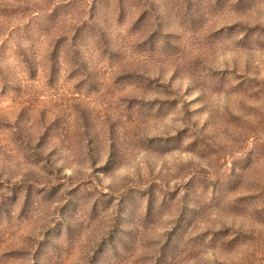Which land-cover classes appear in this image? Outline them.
<instances>
[{
	"label": "rangeland",
	"instance_id": "1",
	"mask_svg": "<svg viewBox=\"0 0 264 264\" xmlns=\"http://www.w3.org/2000/svg\"><path fill=\"white\" fill-rule=\"evenodd\" d=\"M264 0H0V264H264Z\"/></svg>",
	"mask_w": 264,
	"mask_h": 264
},
{
	"label": "trees",
	"instance_id": "2",
	"mask_svg": "<svg viewBox=\"0 0 264 264\" xmlns=\"http://www.w3.org/2000/svg\"><path fill=\"white\" fill-rule=\"evenodd\" d=\"M261 145H264V142Z\"/></svg>",
	"mask_w": 264,
	"mask_h": 264
}]
</instances>
